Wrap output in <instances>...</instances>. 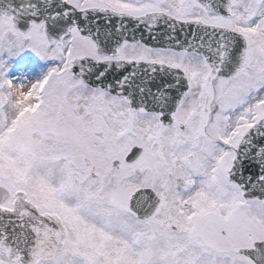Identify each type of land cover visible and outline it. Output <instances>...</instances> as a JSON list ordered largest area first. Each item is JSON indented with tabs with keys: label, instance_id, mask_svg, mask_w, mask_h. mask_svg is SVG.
Returning a JSON list of instances; mask_svg holds the SVG:
<instances>
[{
	"label": "snow or ice",
	"instance_id": "obj_1",
	"mask_svg": "<svg viewBox=\"0 0 264 264\" xmlns=\"http://www.w3.org/2000/svg\"><path fill=\"white\" fill-rule=\"evenodd\" d=\"M0 264H264V0H0Z\"/></svg>",
	"mask_w": 264,
	"mask_h": 264
}]
</instances>
